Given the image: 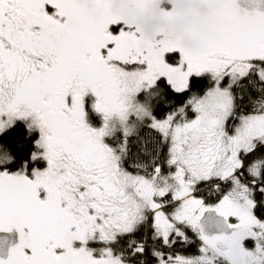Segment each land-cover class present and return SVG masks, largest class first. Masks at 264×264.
<instances>
[{
  "label": "snow or ice",
  "instance_id": "snow-or-ice-1",
  "mask_svg": "<svg viewBox=\"0 0 264 264\" xmlns=\"http://www.w3.org/2000/svg\"><path fill=\"white\" fill-rule=\"evenodd\" d=\"M0 264H264V0H0Z\"/></svg>",
  "mask_w": 264,
  "mask_h": 264
}]
</instances>
